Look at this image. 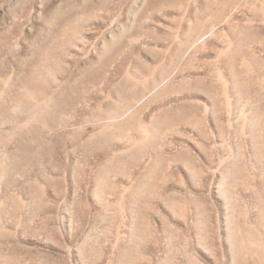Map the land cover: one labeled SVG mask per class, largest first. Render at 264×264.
Masks as SVG:
<instances>
[{
	"label": "rangeland",
	"instance_id": "rangeland-1",
	"mask_svg": "<svg viewBox=\"0 0 264 264\" xmlns=\"http://www.w3.org/2000/svg\"><path fill=\"white\" fill-rule=\"evenodd\" d=\"M261 11L0 0V264H264Z\"/></svg>",
	"mask_w": 264,
	"mask_h": 264
},
{
	"label": "bare ground",
	"instance_id": "bare-ground-1",
	"mask_svg": "<svg viewBox=\"0 0 264 264\" xmlns=\"http://www.w3.org/2000/svg\"><path fill=\"white\" fill-rule=\"evenodd\" d=\"M214 1V0H213ZM216 1V0H215ZM255 1H257V0H255ZM217 3H218V1H217ZM218 6V5H217ZM259 7H260V9L262 10L261 12V14H262V20H263V22H264V0H259ZM195 14V13H194ZM167 17V16H166ZM194 17V18H193ZM193 17H191V18H193V19H195V18H197L196 17V15H193ZM199 18V17H198ZM202 19V18H201ZM191 22V21H190ZM197 24V23H196ZM195 24V25H196ZM199 24V23H198ZM197 24V25H198ZM190 26H192V24H187V26H186V28H185V32H188V31H190ZM109 28V27H108ZM107 28V29H108ZM192 28H194V27H192ZM193 30V29H192ZM191 30V31H192ZM199 32V31H198ZM110 35V34H109ZM103 36V35H102ZM185 37V36H184ZM104 39H103V45L102 46H104V45H107L108 43H110L109 42V40L106 38L105 39V37H103ZM182 38H183V36H182ZM193 40V39H192ZM112 42H113V40H112ZM7 43L6 42H3V44H2V46H4V48H8V46L6 45ZM109 45V44H108ZM107 45V46H108ZM111 45V44H110ZM190 46V44L188 43V40L185 38V39H182V41L179 43V45L177 46V48H176V51H177V53L179 52V51H182V48L183 47H185V46ZM102 46L100 47L101 49H103L102 48ZM106 46V47H107ZM12 47V46H11ZM9 49V48H8ZM108 49V48H107ZM174 49V48H173ZM1 50V49H0ZM98 50V49H97ZM189 51V50H188ZM25 52H28V50L27 51H25ZM100 52V51H99ZM101 52H102V50H101ZM7 53V52H6ZM233 54V53H232ZM11 55V57H12V54H10ZM25 55H26V53H25ZM90 55V54H89ZM176 55V54H175ZM233 57V56H232ZM5 58V57H4ZM9 58V57H8ZM234 58V57H233ZM1 59V58H0ZM12 60L14 61V59L12 58ZM24 60H25V58H24ZM235 60V59H234ZM20 61V60H19ZM95 61V60H94ZM100 61V60H99ZM7 62H9V61H7ZM11 62V61H10ZM25 62V61H24ZM113 62V61H112ZM90 63H91V61H90ZM93 63V62H92ZM2 64V63H1ZM10 64V63H9ZM12 64V63H11ZM12 66H13V64H12ZM12 66H10L9 65V67H10V69H7V68H5V69H7V71H4L3 69H2V71H0V116H2V117H0V125H1V127H2V125L4 124V125H6L7 124V127H6V129H4V132H5V134H6V137L9 139L10 138V136H11V129H12V124L14 123L13 122V120H12V118H11V116L9 115V113H8V111H10L9 109H8V106H11V104L10 105H8L9 103H10V100L12 99V97H13V93H14V90H13V71H11V68H12ZM19 66V65H18ZM8 67V66H7ZM166 68V67H165ZM165 68H164V70H165ZM163 69V68H162ZM161 70V69H160ZM167 70V69H166ZM165 70V71H166ZM162 72V71H161ZM79 73V72H78ZM13 74V75H12ZM18 75V74H17ZM160 75H162V74H160ZM75 76V75H74ZM180 79V78H179ZM23 80V79H22ZM71 80V79H70ZM158 80H160V79H158ZM18 81V80H17ZM73 81V80H72ZM157 83V82H156ZM22 84V83H21ZM21 84H19V85H21ZM160 84V83H159ZM23 85V84H22ZM74 85V84H73ZM58 86V85H57ZM24 87V86H23ZM22 87V88H23ZM28 87V86H27ZM26 87V88H27ZM60 87V86H59ZM227 87V86H226ZM15 88V87H14ZM51 88V87H50ZM175 88V87H174ZM38 89V88H37ZM63 89V88H62ZM226 89V88H225ZM12 90H13V93H12ZM27 90V89H26ZM25 90V91H26ZM200 91V90H199ZM62 93V92H61ZM26 94V93H25ZM226 95V94H225ZM60 96V95H59ZM51 96H49V97H47V101L49 102V103H51L52 104V100H51V98H50ZM30 99V98H29ZM14 100V99H13ZM46 100V99H45ZM56 100V99H55ZM20 101V100H19ZM13 102V101H12ZM11 102V103H12ZM43 102H44V100H43ZM43 102L42 103H39L38 102V104L37 105H35L34 106V109H33V107H30V108H32V109H30L31 110V113L30 114H28L29 115V119L31 118L32 119V115H34L35 116V113L37 114V113H40V112H42L44 109H45V107H43V106H45L44 104H43ZM23 103V102H22ZM3 104H5V106L2 108L1 106L3 105ZM43 106H42V105ZM47 105V104H46ZM54 105H55V103H54ZM226 105H228V107L230 108V105H231V103H230V100H229V97H227V104ZM48 106V105H47ZM53 106V105H52ZM60 106V105H59ZM54 107V106H53ZM123 107V106H122ZM206 107V106H205ZM5 108V109H4ZM52 108V107H51ZM43 109V110H42ZM53 109V108H52ZM208 109V108H207ZM42 110V111H41ZM49 110V109H48ZM228 110V109H227ZM12 111V110H11ZM10 111V112H11ZM40 111V112H39ZM113 111V110H112ZM208 111V110H207ZM206 111V112H207ZM231 111V110H230ZM25 112V111H24ZM118 112V111H117ZM112 113V114H108L107 115V120H106V122H105V124H103V126L101 127V131L102 132H105L106 131V129H109V126H110V123H109V121L111 120V119H113V118H115L116 119V117L118 118V116H120V114L119 113ZM214 112V111H213ZM229 112V111H228ZM32 114V115H31ZM211 115H212V112H211ZM24 116H26L27 117V115H25L24 114ZM53 116V115H52ZM164 116V115H163ZM152 117V116H151ZM243 117V116H242ZM243 118H245V121H246V117H243ZM16 119V118H15ZM14 119V120H15ZM27 119V118H26ZM30 119V120H31ZM156 119V118H155ZM185 119V118H184ZM21 120H23V119H21ZM151 120H153V119H151ZM158 120H159V118H158ZM17 121V120H16ZM49 121V120H48ZM123 121V120H122ZM227 121V120H226ZM20 122V121H19ZM25 122V121H24ZM23 121H22V123H24ZM27 122H29L28 121V119H27ZM18 123V122H17ZM16 123V124H17ZM114 123V122H113ZM124 123V122H123ZM258 123V122H257ZM19 125V124H18ZM25 125V124H24ZM113 125V124H112ZM26 126V125H25ZM123 126V125H122ZM121 126V127H122ZM15 127V126H14ZM23 127V126H22ZM27 127V126H26ZM29 127V126H28ZM27 127V128H28ZM16 128V127H15ZM19 128H20V126H19ZM25 127H23V129H24ZM119 128V127H118ZM14 130H16V129H14ZM13 130V131H14ZM124 130V129H123ZM28 134V133H27ZM27 134L25 135V136H27ZM27 138V137H26ZM146 138V137H145ZM12 139V138H11ZM25 140V139H24ZM12 141V140H11ZM24 143V142H23ZM7 146V145H6ZM21 146V145H20ZM183 150V149H182ZM1 151V150H0ZM2 152H4V151H2ZM16 153V152H15ZM27 153V152H26ZM10 154V153H9ZM4 155H7V152L6 153H4ZM3 155V156H4ZM15 155H17V154H15ZM14 155V156H15ZM186 155H187V153H186ZM175 157V156H174ZM17 158V157H16ZM1 159V158H0ZM11 160V159H10ZM17 160V159H16ZM4 161V160H3ZM7 162H9V160H6ZM5 163V162H4ZM1 168V167H0ZM2 169V168H1ZM0 169V170H1ZM11 169V168H10ZM6 171V170H5ZM10 171V170H9ZM3 174H4V172H3ZM2 174V175H3ZM223 178V177H222ZM0 179H1V177H0ZM97 183V182H96ZM222 183V182H221ZM98 185V184H97ZM218 194H219V196L223 199V202H225V205H226V200H227V198H226V192L224 191V189H223V187L220 185L219 187H218ZM101 189L99 188V186H97V192L98 191H100ZM95 193V195H94V197H95V200L96 201H99L100 202V196H99V194L98 193ZM143 192V191H142ZM2 196V195H1ZM133 210V209H132ZM2 215V214H1ZM131 235V234H130ZM131 240V239H130ZM132 241V240H131ZM116 255V254H115ZM116 257V256H115ZM118 260V259H117ZM193 261V260H192Z\"/></svg>",
	"mask_w": 264,
	"mask_h": 264
}]
</instances>
